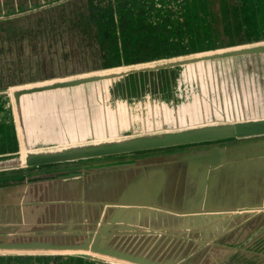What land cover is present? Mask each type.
I'll return each instance as SVG.
<instances>
[{
	"label": "water",
	"instance_id": "95a60500",
	"mask_svg": "<svg viewBox=\"0 0 264 264\" xmlns=\"http://www.w3.org/2000/svg\"><path fill=\"white\" fill-rule=\"evenodd\" d=\"M33 1L0 6V174L23 172L0 180V255L264 264V39L107 67L89 0ZM192 64L224 73L214 100L231 106L214 121L138 133L152 122L143 115L130 124L125 113L118 120L129 129L104 139L65 135L58 118L35 121L36 104L51 107L81 89L89 97L97 84L110 120L117 104L145 115L175 108L199 94L183 97L180 85ZM239 71L253 79L240 81Z\"/></svg>",
	"mask_w": 264,
	"mask_h": 264
},
{
	"label": "trees",
	"instance_id": "16d2710c",
	"mask_svg": "<svg viewBox=\"0 0 264 264\" xmlns=\"http://www.w3.org/2000/svg\"><path fill=\"white\" fill-rule=\"evenodd\" d=\"M89 1L107 67L264 39V0ZM22 177L18 171L0 175V180ZM0 264L109 263L66 255L16 254L0 255Z\"/></svg>",
	"mask_w": 264,
	"mask_h": 264
},
{
	"label": "rangeland",
	"instance_id": "374dc122",
	"mask_svg": "<svg viewBox=\"0 0 264 264\" xmlns=\"http://www.w3.org/2000/svg\"><path fill=\"white\" fill-rule=\"evenodd\" d=\"M20 0H0V6L2 3L5 5L8 4L10 7L14 6V4L19 3ZM27 1V0H25ZM31 4H33V0ZM36 1V0H35ZM224 74L221 70L219 71L217 64H192L188 65L183 69V76L180 80L181 89L183 92V97H185V91H189L190 89H196L199 94H192L194 97L190 102L187 103L185 101L182 105L178 104L175 108H157L155 110H151L148 115H145L144 112H141V106L134 104H117L120 105V109H114L113 113L115 114V119L111 117L108 118V108L111 103L107 99V90L105 91L102 87L103 84H97L96 90L93 89L88 91L89 97L83 96L85 95V90H79L82 93L79 94V97L72 96V94H67L68 97H65L63 101H59L57 103H52L51 107H43L41 103L36 104L39 114L34 116L36 123L39 125V122L44 123L45 118L54 117L55 119H59L61 122L59 124V128L66 135L68 132L73 131H90L92 138L91 139H104L110 137H120L123 132L128 130L129 128H123L121 125V121H119L118 117L122 114L128 113V121L130 124L133 122L137 123L139 119H142V116L145 119H148L152 122L153 127H148L144 129H137L138 133H147L152 131H160L165 128L169 129H179L183 127L198 125L207 121L216 120L217 116L221 115V111L219 114V107L221 105L231 106L229 103H222L218 100H214L217 96V86L216 81L220 83V79H223ZM246 74V75H245ZM235 76L243 80L251 81L253 79L252 73L239 71ZM231 79V77H229ZM245 78V79H244ZM197 84L195 86L194 84ZM93 91V92H92ZM75 92V91H73ZM78 92L75 93V95ZM92 93V94H91ZM189 94V92H187ZM95 94V96H94ZM74 95V94H73ZM207 97V98H206ZM210 97L211 99H209ZM221 98V97H220ZM232 99V107H236L239 105L238 102H235V99ZM242 108H246V104L242 102ZM22 109V108H21ZM112 113V112H111ZM100 116V119L97 122V118ZM185 116L187 119H185ZM63 117L62 121L61 118ZM192 117V119H191ZM33 116L31 117V122L34 121ZM221 120H227L226 117H219ZM95 120V124H91V122ZM90 122V123H88ZM167 123V124H166ZM36 124V125H37ZM111 127V131L108 130V127ZM5 130H0V134ZM98 131V132H97ZM64 143H70L71 140L64 138ZM78 141V139H76ZM81 140V139H79ZM75 141V140H73ZM10 143H7L6 147H9ZM4 147L2 142L0 141V148ZM159 154V153H157ZM137 157V156H133ZM100 160L101 161H107ZM79 164H70L69 166H56L55 169H68L78 166ZM9 173V174H8ZM15 172H5L7 175H14ZM0 174V175H4Z\"/></svg>",
	"mask_w": 264,
	"mask_h": 264
},
{
	"label": "flooded vegetation",
	"instance_id": "af4514ba",
	"mask_svg": "<svg viewBox=\"0 0 264 264\" xmlns=\"http://www.w3.org/2000/svg\"><path fill=\"white\" fill-rule=\"evenodd\" d=\"M7 255H12V254H7ZM20 255H23V254H20ZM41 255H46V254H41Z\"/></svg>",
	"mask_w": 264,
	"mask_h": 264
}]
</instances>
